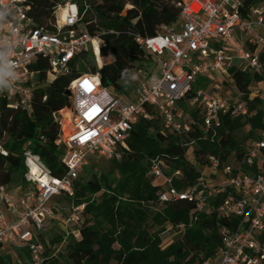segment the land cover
<instances>
[{
  "label": "built area",
  "instance_id": "obj_1",
  "mask_svg": "<svg viewBox=\"0 0 264 264\" xmlns=\"http://www.w3.org/2000/svg\"><path fill=\"white\" fill-rule=\"evenodd\" d=\"M179 6L181 32L178 25L163 26L154 37L137 38L154 55L157 71L150 79L143 74L146 78L135 88L134 97L104 88L98 74L71 82L70 105L54 114L60 128L57 145L65 149L66 174L55 177L39 156L24 152L23 183L11 192L0 185V250H26L28 264H44L41 236L48 235L58 219L63 221L65 240L79 239L85 206L69 200L75 197L76 182L90 159L120 161L137 122L151 120L154 111L162 117L165 131L179 136L190 133L192 126L178 121L173 111L199 77L233 82L226 94L217 88L200 89L190 100L202 109L205 133L219 129L225 116L248 115L244 94L235 89L230 71L264 76V7L255 6L245 14V0H180ZM30 11L26 0H0V97L27 116L34 113L40 72L33 66L40 57L48 59L50 81L68 75L78 54L89 52L95 43L99 50L102 45L99 38L84 32L75 4L56 8L51 31L35 28ZM255 86L259 95L250 93L249 98L264 99V80L252 83L249 92ZM0 152L7 155L1 148ZM167 170L162 160L150 162L149 176L163 185L161 206L189 201L225 221L237 220L233 229L222 230L223 249L212 264H264V132L240 162L223 164L210 158L200 183L185 191L173 184L181 173L168 175Z\"/></svg>",
  "mask_w": 264,
  "mask_h": 264
},
{
  "label": "trees",
  "instance_id": "obj_2",
  "mask_svg": "<svg viewBox=\"0 0 264 264\" xmlns=\"http://www.w3.org/2000/svg\"><path fill=\"white\" fill-rule=\"evenodd\" d=\"M26 2L31 7L29 16L34 27L50 31L58 6L77 5L84 32L102 42L100 50L95 43L96 54L100 51V56L110 62L97 68L89 61V52H82L69 64L68 75L48 81L49 62L40 57L33 66L40 74L34 90L32 116L11 109L0 97V148L7 154L0 152V185L5 187L16 173L23 174V183L26 151L39 156L55 177L64 176L65 149L57 145L60 128L54 114L70 105L71 97L66 92L71 82L82 75L98 74L104 88L114 89L129 98L125 83L130 71L136 68L148 76L157 71L154 55L141 47L137 38L154 37L161 27L177 26L181 21L180 0ZM255 6L264 7V0H245V14ZM149 68L154 69L150 71ZM230 72L235 89L244 94L248 115L225 116L219 129L205 133L202 109L190 104L198 90H216L212 88L214 79L203 76L173 111L178 121L192 126L190 133L179 136L165 131L163 119L155 111L151 120L140 119L122 159L111 161V172L106 175L91 173V178L86 180L84 171L76 182L75 197L69 202L85 206L81 215V237L65 240V235L56 231L47 247L46 240L50 237L41 236L44 264H212L215 261L223 249L222 230L225 227L233 229L237 220L225 221L215 212L200 211L189 201L161 206L159 195L163 185L149 176V168L152 160L164 161L168 175L181 173L173 184L177 190L185 191L200 183L210 158L219 159L223 164L242 161L264 132V99L249 98L251 84L264 80V76L235 69ZM222 82L223 85L227 83ZM228 90L230 88L225 86L222 93ZM181 110L186 112L188 120L180 118ZM189 154L194 162L189 160ZM115 173L119 176L117 179L113 177ZM150 224L157 231L151 232ZM168 229L179 232V238L164 245L161 236ZM15 251L19 257L27 259L25 264H28V252ZM10 262L7 255L0 253V264Z\"/></svg>",
  "mask_w": 264,
  "mask_h": 264
},
{
  "label": "rangeland",
  "instance_id": "obj_3",
  "mask_svg": "<svg viewBox=\"0 0 264 264\" xmlns=\"http://www.w3.org/2000/svg\"><path fill=\"white\" fill-rule=\"evenodd\" d=\"M235 40L236 39H233L231 44H234ZM88 59L91 63L95 64L97 68H100L101 65L104 63L110 62V59L102 58L100 56V52L97 55L95 52V47L89 51ZM153 69L149 68L150 71ZM143 74H144V72L141 73L136 68L133 69L132 71H130L129 79L125 83L126 90L130 94V96L134 97L135 88L137 87V85H139L144 80V78H146ZM147 78L150 79L151 77L148 76ZM232 85H233L232 81H228L225 85H223V83L221 81H214L212 83V88L213 89L217 88L221 92L225 86H227L228 88H231ZM258 92H259V87L255 86V88L253 87V89L251 90L250 93L253 95H257V94L259 95ZM116 94L120 95V92H117ZM253 98H254V96L251 97V99H253ZM179 114H180V116H181L180 118L182 120H188L189 119L186 112H184L183 110H181L179 112ZM188 158L190 161L194 162V158L191 154L188 155ZM88 171H90V173ZM111 171H112V162L106 158H99L98 156H96V157H94V159H92V161H90L89 166L85 169V176L84 177L86 180H89L91 178V175H92L91 173H96L99 175H101V174L106 175ZM206 173H207V171H206ZM113 177L117 179L119 176L117 173H115V174H113ZM22 179H23V174L22 173H16L13 177L12 182L6 187V190L8 192H11L13 189H15L21 183ZM62 226L59 228L57 227L59 230H54L53 232L49 230V232H47L48 237H50L46 240V242L48 243L47 247H49L50 239H51V237H53L55 235L56 231L64 234L65 229H64V226H63V228H62ZM149 226H150L151 232L157 231V229L155 227H152L151 224ZM161 237H162V240L164 242V245H167L171 242H174L175 240H177L179 238V232L168 229ZM7 252H8L7 253L8 257L11 260L10 264H25V259L19 257L18 254L15 251H13L12 247H9Z\"/></svg>",
  "mask_w": 264,
  "mask_h": 264
},
{
  "label": "crops",
  "instance_id": "obj_4",
  "mask_svg": "<svg viewBox=\"0 0 264 264\" xmlns=\"http://www.w3.org/2000/svg\"><path fill=\"white\" fill-rule=\"evenodd\" d=\"M181 26H182V23L180 22L179 24H178V27H177V31L178 32H181ZM6 216H7V218L8 219H10V216H9V214L8 213H6ZM54 225V226H53ZM64 226V224H63V221L62 220H60V219H58V220H55L54 222H52L51 223V225H50V228H49V230L50 231H54V230H59L58 228L59 227H61V226ZM63 226H62V228H63ZM58 227V228H57ZM8 251V248H4V249H2V250H0V253L1 254H5V255H7V252ZM13 251H15V249H13ZM16 252V251H15ZM17 253V252H16ZM8 256V255H7ZM27 259H25V263H27Z\"/></svg>",
  "mask_w": 264,
  "mask_h": 264
},
{
  "label": "water",
  "instance_id": "obj_5",
  "mask_svg": "<svg viewBox=\"0 0 264 264\" xmlns=\"http://www.w3.org/2000/svg\"><path fill=\"white\" fill-rule=\"evenodd\" d=\"M66 94L71 97L70 91H67Z\"/></svg>",
  "mask_w": 264,
  "mask_h": 264
}]
</instances>
